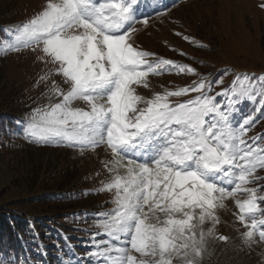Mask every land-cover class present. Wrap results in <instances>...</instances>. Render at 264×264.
<instances>
[{
  "label": "snow or ice",
  "instance_id": "1",
  "mask_svg": "<svg viewBox=\"0 0 264 264\" xmlns=\"http://www.w3.org/2000/svg\"><path fill=\"white\" fill-rule=\"evenodd\" d=\"M155 7V0H44L0 45L36 53L48 69L39 80H51L48 103L31 110L24 138L81 155L104 148L109 157L97 191L110 193L113 207L99 224L103 236L77 264H203L227 202L242 244L264 242V135L247 136L264 119V76L237 73L215 95L222 79L141 95L150 77L198 75L136 44L137 25L147 27L146 10ZM190 93L198 95L172 100Z\"/></svg>",
  "mask_w": 264,
  "mask_h": 264
},
{
  "label": "rangeland",
  "instance_id": "2",
  "mask_svg": "<svg viewBox=\"0 0 264 264\" xmlns=\"http://www.w3.org/2000/svg\"><path fill=\"white\" fill-rule=\"evenodd\" d=\"M43 3L44 0H0V26L5 33L0 36V44L11 36L9 25L28 20ZM162 3L168 7H163L156 17H149L152 12L150 8L146 10L147 27L137 25L140 31L135 34V41L143 50L172 61L186 57L191 62H198L197 56L202 57L207 66L198 63L205 71L226 66L233 67L234 72L244 69L250 74H264V0H186L174 1L171 6L166 0ZM141 12V18H145L143 8ZM185 36L189 40H185ZM47 70L30 50L1 57L0 113L23 115V128L31 110L48 103V96L44 94L48 92L51 80H39ZM191 76L186 73L153 76L150 77V89L139 88L137 91L151 96L153 91L160 92L164 88L191 86L194 81ZM53 79L67 87L62 84L61 77L54 76ZM222 83L225 85V79ZM221 86L222 92L225 88ZM195 94L173 97L172 100L183 102ZM256 129L255 125L247 136L264 134V126L254 133ZM11 136V140L3 141L4 149H0V208L34 221L57 219L65 226L68 222L60 218V212L69 208L62 200L49 199L51 193L79 192L76 196H81L74 204L78 203L76 207L80 208L104 209L112 205L110 193L97 191L101 181L107 180L109 175L103 166V161L109 158L103 148L81 155L61 146L39 148L43 146L37 147L26 140L22 130ZM259 175L264 176V171ZM84 190L91 194L85 196ZM234 211L232 202H227L221 210V224L217 226L215 237L208 238L203 264H264V242L253 243L250 247L242 244L234 226ZM219 235L229 239L221 241Z\"/></svg>",
  "mask_w": 264,
  "mask_h": 264
},
{
  "label": "trees",
  "instance_id": "3",
  "mask_svg": "<svg viewBox=\"0 0 264 264\" xmlns=\"http://www.w3.org/2000/svg\"><path fill=\"white\" fill-rule=\"evenodd\" d=\"M263 7V6H262ZM194 58H196L195 55H193ZM202 58V57H201ZM197 56L198 62L204 64L200 65L198 62H191L188 60V58H174L177 64L180 65H186L193 69H195L196 73L198 75H192L191 78L195 82H199L200 79L204 78L206 81H216L219 79H222L226 81L225 85L217 84L213 88V94L215 91H218L217 93L221 92L219 89L220 86L222 88L228 89L230 86L233 85V81L236 79V74L232 69L228 68H215V71H205L203 70V67L207 66V63H204L202 59ZM169 59V58H168ZM183 61V62H179ZM214 70V69H213ZM250 72V71H248ZM252 77H258V76H264V74L255 75V74H248ZM193 81V82H194ZM197 93L194 95L196 96ZM215 95V94H214ZM189 99L192 97H188ZM217 99H221L219 96ZM242 110V112L247 113L250 108L252 107L249 102H244L239 106ZM261 111H264V109H261ZM16 112L11 113H0V149H4L3 147L4 139H10V134L12 131H14L16 125H17V118L14 117ZM257 118L259 119L260 114L257 113ZM264 126V119H260L259 123L256 124L257 129L254 131L256 133L258 131V128H263ZM264 135V134H263ZM59 193V192H58ZM71 193H51L49 194V199L53 201H64L66 202L67 208L64 209V212H60V218H63L65 220H70L76 213H79L80 207L78 206V203L75 205L74 202L78 201H72L71 199ZM84 214H81L80 216H83ZM88 218H90V215L88 213V216L84 219L87 221ZM36 226V227H35ZM33 228H36L39 231V237L41 239H52L55 232L50 229L47 225L41 222H36L34 225L29 224L24 219H21L17 216H15L12 212H7L5 209L0 208V264H19L20 260H23V254L29 250H31L32 245H36V236L34 234ZM30 247V248H29ZM16 257V258H15Z\"/></svg>",
  "mask_w": 264,
  "mask_h": 264
}]
</instances>
